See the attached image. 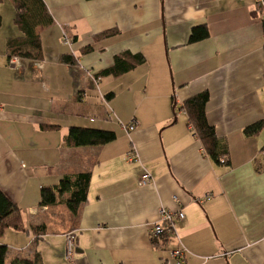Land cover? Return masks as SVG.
I'll return each mask as SVG.
<instances>
[{"label": "crops", "instance_id": "0c3cea01", "mask_svg": "<svg viewBox=\"0 0 264 264\" xmlns=\"http://www.w3.org/2000/svg\"><path fill=\"white\" fill-rule=\"evenodd\" d=\"M41 2L50 23L33 28L40 56L17 58L12 66L5 42L20 33L11 0H0V192L26 229L0 238L5 264L35 251L42 264H264V127L254 136L242 133L264 116L255 0ZM199 25L207 38L188 44ZM108 30L114 35L94 40ZM121 53L139 54L143 63L104 75ZM63 55L74 64L61 63ZM203 91L205 120L227 148L224 163L208 158L179 110ZM69 127L111 131L115 139L64 147ZM143 172L150 181L140 185ZM78 173H89L90 181L75 214L63 203L38 205L41 187ZM160 208L183 218L173 220L175 236L159 238L154 249L148 230ZM31 226L43 231L31 235ZM68 232L74 237L69 262L63 258ZM179 246L186 251L181 261L170 257Z\"/></svg>", "mask_w": 264, "mask_h": 264}, {"label": "trees", "instance_id": "16d2710c", "mask_svg": "<svg viewBox=\"0 0 264 264\" xmlns=\"http://www.w3.org/2000/svg\"><path fill=\"white\" fill-rule=\"evenodd\" d=\"M262 2L263 5H261L258 0H255L251 15L254 18H258L261 22L263 31L262 50L264 55V0H262ZM11 4L15 12L13 23L18 29L20 36L6 40V56L7 58L37 59L40 56V45L38 37L33 32V28L38 24L47 25L50 23V18L41 0H11ZM114 33V30L101 32L94 36V40L108 38L114 35ZM207 36L208 32L205 26L199 25L192 27L187 37V43L192 44L199 42L206 39ZM69 41L71 43V40ZM90 50L91 48L87 46L80 50V54L88 53ZM60 61L63 64H74L70 55L61 56ZM142 63L143 57L139 54L131 55L129 53H121L113 57L112 65L104 72V75L117 76ZM262 79L264 87V75ZM207 100V93L205 91L200 92L183 100L179 106V110L183 111L186 115L187 125L191 127L194 136L199 141L208 158L215 164L224 163L225 160L223 157L227 155V148L224 143L216 138L213 128L209 126L205 120L204 106ZM263 127L264 116L260 121L247 126L242 133L247 137L254 136L257 135ZM55 128L56 126L41 127L42 130H52ZM114 139L115 134L111 131L69 127L66 135L63 137L62 145L64 147L101 146L112 142ZM259 168L260 167H257V165L255 166L256 171H259ZM89 181V173L63 176L53 186L41 187L39 189L38 205L52 206L56 203H63L71 214H75L79 206L84 205L87 201L86 196ZM6 230L26 232L19 209L0 192V238ZM42 231L43 228L41 226H31L29 228V232L34 236ZM160 239H164L165 241V236ZM158 242V239L150 240L151 246L154 249L159 248L160 245ZM6 253V246L0 245V264H5ZM8 264L42 263L39 254L35 251L31 259L14 258Z\"/></svg>", "mask_w": 264, "mask_h": 264}, {"label": "built area", "instance_id": "2783aa9c", "mask_svg": "<svg viewBox=\"0 0 264 264\" xmlns=\"http://www.w3.org/2000/svg\"><path fill=\"white\" fill-rule=\"evenodd\" d=\"M261 5H263L262 0H258ZM62 43L64 45L70 46V41L67 36L62 33ZM9 64L14 66L17 62L16 57H11L8 60ZM134 129V123L131 122L127 126L123 127V130L128 133ZM261 155L264 158V148L261 150ZM132 153H128L125 156L126 161L130 162L132 160ZM223 161V160H222ZM221 161V162H222ZM150 181V176L147 172H143L139 177V184L145 185ZM183 215L179 212H172L169 210H165L160 208L157 212V220L151 225L148 230V234L151 239H159L161 237H170L175 236L174 224L173 220H181ZM74 251V237L73 232H68L64 236V244H63V258L66 261L72 260V255ZM186 251L181 247H177L176 249L170 252V257L174 260L181 261Z\"/></svg>", "mask_w": 264, "mask_h": 264}, {"label": "rangeland", "instance_id": "374dc122", "mask_svg": "<svg viewBox=\"0 0 264 264\" xmlns=\"http://www.w3.org/2000/svg\"><path fill=\"white\" fill-rule=\"evenodd\" d=\"M4 13H5V12H4ZM3 17H4V19H3V26H6V24H7V23H6V19H8V18H7V16H6V14H5ZM37 246L40 247V241H37Z\"/></svg>", "mask_w": 264, "mask_h": 264}]
</instances>
